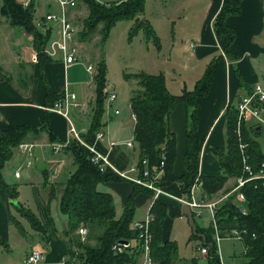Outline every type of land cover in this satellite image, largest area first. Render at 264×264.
<instances>
[{"label": "trees", "instance_id": "16d2710c", "mask_svg": "<svg viewBox=\"0 0 264 264\" xmlns=\"http://www.w3.org/2000/svg\"><path fill=\"white\" fill-rule=\"evenodd\" d=\"M88 7V14L82 20L83 28L79 32L80 41L83 42L95 31L97 25H103L102 32L104 38L111 27L121 20L134 21L130 28V34L142 30L145 39L152 41L155 48L160 49L159 37L150 23L140 20L139 17L144 11L145 0H120L109 3H98L94 0H82ZM242 0H222L220 10L215 15L212 23L213 31L224 40L223 54L229 60H237V56L231 51V44L235 39V32L227 24L229 16L240 14ZM34 1L27 7H22L17 0H1L0 13L12 26L22 28L32 37V48L37 54L36 65L42 73V80L45 84L44 106L54 103L62 94H55L45 80L43 74L44 65L53 62L42 51L44 46L51 39V31L38 28L34 23ZM215 57L202 73V76L191 90H184L180 95H175L167 91L165 76L162 73L150 75L139 73L135 75L138 79V89L129 99V106L134 117V127L132 131L135 149L138 152L136 164L142 170V161L147 162L151 174L160 173L157 185L167 191L174 184L178 188V197H189L190 187L197 178V168L193 164L199 157L202 150V140L196 136L198 123L197 114L200 109L198 100L209 92V86L213 82V71L217 64ZM106 65L102 60L98 61L96 73L92 76L94 84L95 98L93 101L89 124L86 133L81 134L85 140L90 142L95 139V134L105 128L103 115L105 113L103 89L107 84ZM184 104L187 110L186 128V152L183 163L186 166L185 174L181 176L173 175L174 159L176 156L175 135L170 132L169 115L176 104ZM236 107L229 105L225 112V132L226 150L221 151L216 148L212 150L216 161H218V172L215 176L200 174L203 184V191L207 194H215L221 190H227L226 184L229 180L240 173V161L237 148L234 128L236 124ZM5 129H0V191H2L11 201H17L14 205L15 211H19L28 224L42 238L45 236L44 226L37 214L25 207L18 201L17 185L6 183L2 176L4 163L13 155L12 149L28 139H37L43 132L46 133L50 144L62 143L63 140L56 136L50 129L48 118L45 117L38 126L31 124H13L9 119ZM257 136V135H256ZM244 140L250 146L253 164L257 165L264 161L263 142L257 137L252 138L248 131L244 132ZM63 151L71 157V165L74 166L65 182L57 185L48 181V172L42 173V186L49 187L47 193V205L58 196V210L67 216L66 228L62 232L63 239L67 244L65 264H131L135 255L124 252L119 255L114 254L111 245L121 241H131L135 238V231L131 229L136 202L141 196L146 200H151L154 192L143 188L135 183L122 179L113 174L110 170L100 173L99 170L89 162V151H86L76 140H72ZM164 165L161 167L160 162ZM104 185L113 187L116 191L121 188L126 189L123 201V211L116 218L115 199L107 191H99L98 186ZM127 186V187H126ZM58 187V189H57ZM244 192L247 197V216H240L232 198L224 201L216 213L219 220L220 229H230L235 226L245 228L249 232L257 235L255 239H248L249 250L243 253L244 264L264 263V189L253 188V184H246ZM164 195H160L151 206L150 231L153 236L151 243L152 258L154 264H174L179 260L177 243L169 238V218ZM179 206L181 204L178 202ZM181 209V208H180ZM175 215L182 216L181 210ZM173 215L172 217H174ZM171 218V217H170ZM167 219V220H166ZM195 218L193 217V220ZM9 221L18 228L21 235L25 236V230L11 213ZM194 222H196L194 220ZM80 226L87 228L86 241L82 242L76 234ZM196 232L205 236V242L210 244V252H207V263L221 264L216 253L214 244V234L212 227L198 228ZM195 236V234H194ZM197 236V235H196ZM94 239L95 243L90 242ZM0 246L8 247L6 240L0 237ZM196 264L194 260L189 262Z\"/></svg>", "mask_w": 264, "mask_h": 264}, {"label": "crops", "instance_id": "0c3cea01", "mask_svg": "<svg viewBox=\"0 0 264 264\" xmlns=\"http://www.w3.org/2000/svg\"><path fill=\"white\" fill-rule=\"evenodd\" d=\"M241 2L240 14L227 18V24L235 32L231 51L237 56V60H229L225 57L223 54L224 40L213 31L212 23L215 15L220 10L222 0H154V7L164 13L163 21L156 25V22L150 17L149 19L145 18L152 26L154 33L158 34L160 47L164 48L161 46L164 42L168 44L166 49L168 52L167 58H164L163 62L168 64L172 71L167 72V74L166 72L159 73L165 76L167 91H169L171 85L172 88L179 90L177 93L169 91L170 93L180 95L185 89L191 90L196 81L202 76L206 66L215 57L218 60L212 73L213 82L209 86V92L198 100L200 109L197 114L198 123L195 133L203 141L199 157L193 164L202 175L215 176L219 170L218 161H216L212 150L216 148L221 151L226 150L225 112L228 106H236L238 99L250 91L251 85L257 82L264 83V0H242ZM148 3L149 0H145L146 7H148ZM168 9L171 13L165 16ZM26 38L31 41V37L22 28L9 25L0 13V81L3 82L0 84V88L2 86V89H0V110L4 113L0 114V129H5L8 126V119L13 124L38 126L47 117L49 127L55 135L60 137L63 142L69 141L70 143L72 137L68 133L69 129L66 127L64 117L57 112L44 109L45 87L43 86L42 73L36 63L31 61L34 51L31 43H28ZM22 44L25 46V50L29 52L30 58L26 61L23 58L21 62L22 53L19 50H21L20 46ZM24 61L30 63L24 72L26 81L21 86L13 80V85L10 87L8 82L11 77H7V70H12L14 67L15 70H17V67L22 68ZM54 69L53 62L45 64L43 69L45 80H47L52 92L60 94L65 88H68L69 91L76 94V102L80 105V109L77 107L71 109L85 110L90 94L85 88L77 93L70 90L65 81L58 85L52 77ZM190 82L189 85H192V88L189 89L186 83ZM92 88L94 91V84ZM119 114L120 112L118 114L113 113V116ZM75 118L77 119L76 115ZM168 119L170 132L175 135L176 156L173 175L181 176L186 172V166L183 163V157L187 149L186 128L188 119L185 105L176 104ZM131 121H121L123 125L130 127L126 133H120L117 128L108 130V127H106L102 130L105 138L101 142L95 139L90 141L98 151L108 152L111 164L121 170L130 168L138 159L135 144L133 143V147L130 148L124 145L133 140L132 131L135 121L132 113ZM29 141L35 144L47 143L48 138L46 133L43 132L37 139L31 138ZM115 142L116 145L110 149V143ZM122 147L129 149L128 152L124 151ZM61 151L64 153V158L71 161V157L63 149ZM40 158L42 157L39 155ZM50 179V173L48 172V181L51 183L59 185L65 182L61 180L59 182L51 181ZM34 180L36 179L27 181L31 183L36 195L40 197L41 203L39 202L38 209L42 212L40 221L46 233L42 239H39V236L36 235L33 242H39L41 244L38 243L39 248L40 246L45 248L49 245L41 264H64L63 259L66 255L67 244L64 239L60 240L58 236L61 237L63 230L66 228V220L55 216L49 210V205H47L49 190L47 193H43L41 190L43 187L42 179L37 181L39 184L36 185L33 184ZM40 186L42 187L40 188ZM105 187L110 190V194L116 195L117 198L118 194L115 193L116 190L113 187H109V185ZM165 192L175 198L178 195V188L174 184ZM58 198L59 196L53 200L57 202V207ZM165 198L167 206H169L168 219L181 210V207L176 199L172 198L174 203L171 204V198L168 196H165ZM6 201L7 197L5 198L4 193L0 191V237L6 240L8 248L13 250L14 248L8 240V228L4 225ZM123 201L124 199L122 204ZM146 202L148 206L149 200L144 203ZM59 224L60 228L57 229ZM32 248L31 246L24 250L25 252L21 257L19 256L17 261L29 253Z\"/></svg>", "mask_w": 264, "mask_h": 264}, {"label": "rangeland", "instance_id": "374dc122", "mask_svg": "<svg viewBox=\"0 0 264 264\" xmlns=\"http://www.w3.org/2000/svg\"><path fill=\"white\" fill-rule=\"evenodd\" d=\"M17 1L18 3H21V0ZM33 1L35 4L34 21L39 22L40 19L43 20L44 15L47 13H58L60 11V9L54 3L49 2L48 0H31L30 3ZM110 1L117 0H102L103 3H109ZM153 2L154 0H149L148 7H146L144 3L145 8L139 19L147 21L146 19H149L150 17V19L155 21L156 25H158V23L160 24V22L163 21L162 18L164 13L158 11L154 7ZM170 13L171 11L168 9L165 16L169 15ZM87 14L88 7H86L84 3H79L76 8L69 10L68 16L75 29V34L77 36V49L79 52L76 54V61L72 63L66 70L64 69L62 62L58 60L59 57H55L56 59L53 61V66L55 69L52 77L58 85H61V83L65 81L67 82L70 90H73L77 93L79 90L85 88L90 94V98H88L89 100L85 105V110L80 111L74 108L71 109L69 114L70 121L74 123L77 130H81V128H86V126L89 124L93 101L95 98L92 88V76L96 73L98 61L102 60L106 65V86H109L117 94V98L114 100L111 106H105V113L103 115V121L106 124L105 128L108 127V130L117 128V131L120 133H126L130 127L128 128V125H123L121 121H131L129 99L135 93V90L138 89V79L135 77V75L142 72L150 75H156L159 72H166L167 74V72L172 71L171 67L163 62V59L167 58L168 52L166 49L168 48V44L166 42L162 43L161 46L164 48L160 47L161 49L158 50L155 48L152 41H147L145 39L142 30L134 32L131 36L130 28L134 23L132 20H121L116 22L111 27L105 38L102 32L103 25L99 23L95 31L90 34V37H87L83 42H81L79 39L80 36H78V34L83 28L82 20L87 16ZM57 24V21H53V23H47V27L51 28V39H54ZM26 41L31 43L32 39L29 41V39L26 38ZM25 44L27 45V43ZM20 49L21 50H19V52L22 53L21 62L23 58L25 61L29 59L30 54L27 52V50H25V46L23 44L20 46ZM29 65V62H25L22 63V68L17 67V70H15L14 67L12 70H7V77H11V80L8 82L10 87H12L14 81H17V83L21 86L24 84L23 82L26 81L24 78V72L26 67H29ZM87 65L93 66L91 73L86 70ZM2 83L3 82L0 81V84ZM189 84H191V82L188 84L186 83L190 89L192 88V85ZM43 86L45 87L44 81ZM0 89H2V86ZM169 91L177 93L179 90L172 88L171 85L169 86ZM79 106L80 105L76 107L80 109ZM115 109H117L120 114L113 116ZM0 114L4 113L0 110ZM75 115L77 119L75 118ZM63 119L66 123L67 129H69V123L65 118ZM259 137H257L258 141L263 142L264 145V133H262ZM29 140L30 139H28V141ZM122 149L126 152L129 150L126 147H122ZM12 153V157L8 159L2 167L3 179L10 185H17V190L19 192L18 201L23 203L25 207L34 211L39 219H41L42 217L40 214L42 212L38 209L39 202L41 203L40 197L36 195L31 183L27 180L36 179L34 180L33 184H39L37 181L42 179V172L46 168L50 173L51 181H65L69 173L73 171L74 166L71 165V161H69L67 158H64V153L61 150L58 152V154L54 153L51 150V144H49V142L36 144V148L34 150L35 156L32 158V165L28 168L25 167V162L27 159L19 152L18 146L12 149ZM39 155L42 158L39 159ZM18 168H21V177L19 178L15 177V172ZM54 168L57 170V174L52 176L51 174ZM231 184L232 182H228L226 185L229 186ZM41 187L42 186H40V188ZM97 188L101 192H110V190L104 185H99ZM41 190L43 193H47L48 187H42ZM125 191L126 189L123 188H121L119 191H115V193L118 194L117 198L116 195H114L116 218H118L123 211L122 200L124 194H126ZM165 196L171 198V204L174 203L172 200V198H174L173 196L169 195L168 193H165ZM195 198H199V193H195ZM143 199H146V197L141 196V199L136 202L133 221L144 219L146 216L147 202L143 203ZM6 202L7 206L4 211V225H6L8 228V240L14 249L11 250L8 247L0 246V263L17 261L19 256L21 257L25 252L24 250H27V248H30L31 246L33 247L32 249L35 248L41 250L43 254L47 252L49 245H47L45 248L42 246L39 248L38 245L40 243L36 241L33 242V239H36V235L39 236V239H42V237L33 229H31V226L28 224L27 220L22 217L19 211H15L11 200L7 199ZM49 210L53 212L55 216L62 217L66 220L67 216L58 210L56 201H51L49 204ZM9 213H11V215L20 222V225L25 230V236L21 235L18 228H16V226H14L9 221ZM194 220L196 221L195 225L198 228L205 229L210 227V219L205 209L202 215L199 217L196 216ZM168 221L169 238L177 243L179 260L176 263L190 264L189 262L194 260L196 264H209L207 263V254H202L200 248H206L207 252H210V244L207 242L204 243L201 238L196 235L194 236L186 217L183 215H175L174 217L169 218ZM58 228H60V224L57 225V229ZM58 238L63 240L62 234L61 237L58 236ZM90 242L92 244L95 243L94 239H91ZM217 248L218 249L215 250L221 264H244V247L241 242L235 239H222L219 242V246Z\"/></svg>", "mask_w": 264, "mask_h": 264}, {"label": "built area", "instance_id": "2783aa9c", "mask_svg": "<svg viewBox=\"0 0 264 264\" xmlns=\"http://www.w3.org/2000/svg\"><path fill=\"white\" fill-rule=\"evenodd\" d=\"M31 0H21L20 4L22 7H27ZM54 3L60 11L58 13H47L44 15L43 20L34 21L38 28L43 30L51 31L50 27H47L48 22L57 21V27L55 30L54 39L44 46L43 52L51 58L53 61L55 57H59V61L64 65V69H68L69 66L76 61V54L79 52L77 49V40L75 29L73 23L70 22L68 12L78 6L79 3H83L82 0H48ZM98 3H103L102 0H94ZM30 37V36H29ZM32 38V37H31ZM192 46V45H190ZM31 61L33 63L37 62V54L34 52L31 56ZM86 70L92 72L93 66L87 65ZM250 91L243 94L238 101L236 107V124L234 131L236 136L237 148L239 153L240 161V173L238 176L229 180L232 182L231 185H226L227 190H221L215 194H207L203 191V184L200 180V173L197 172V178L190 187L189 197H175L181 205H186L192 211V217L201 216L204 209L207 211L210 226L212 227L214 234V244L215 248L219 246V242L222 239H232L237 240L242 243L244 247V252L249 250L247 246L248 239H255L257 235L253 232H249L245 228H239L237 226L230 229H220L219 220L217 219V211L221 204L232 198L231 203L235 205L236 210L240 216H247L248 205L247 197L244 192L246 184H253V188L256 189L261 187L264 189V161L260 164L254 165L252 162V155L250 153V146L244 140V132L248 131L249 135L255 139L264 133V83L257 82L250 87ZM105 95L104 106H111L114 100L117 98L116 92L112 90L109 86H105L103 89ZM60 94L61 97L58 98L54 103L49 106H45L44 109L47 111L57 112L63 116L69 123L68 133L72 140H76L86 151H89V162L95 166L100 173L110 170L113 174L118 175L122 179L129 182L135 183L143 188H146L154 192L153 197L149 200L147 206V213L144 219L132 221L131 229L135 231V238L131 241L118 242L111 245L110 249L114 254H121L124 252H130L135 255L134 261L131 264H154L152 258L151 243L153 236H151L150 224L152 219L151 206L154 201L160 196L165 195V192L161 187L157 185L160 177V173L156 172L154 174L150 173L147 166V162L142 161L143 169L141 170L138 164L131 165L130 168L126 170H121L111 164L109 159V153L100 152L96 149L95 145L88 142L81 134L86 133V129L77 130L74 123L69 119V114L72 107H76L79 104L76 102V94L65 88ZM114 114H118L117 109L114 110ZM134 119V117H133ZM258 128L259 134L254 130ZM257 135V136H256ZM105 138L103 131L97 132L95 134L96 141H102ZM260 138V137H259ZM134 141L127 142L124 144L126 147H133ZM69 144V141L57 144H51V150L54 153H58L60 150L65 148ZM116 145L115 143H110V149ZM263 145V144H262ZM36 144L34 142H22L18 145L19 152L27 159L25 162V167L32 165V158L35 156L34 150ZM160 166L162 167L164 163L161 161ZM21 168H18L15 172V177H20ZM56 169L52 171V176L56 174ZM228 181V182H229ZM227 182V183H228ZM195 193H199V198H195ZM87 228L80 226L77 229V235L81 241H85L87 237ZM218 249V248H217ZM202 254H207L206 248H200ZM44 260V254L37 249H32L24 257L16 262H4L0 264H41ZM63 263L65 261L63 259Z\"/></svg>", "mask_w": 264, "mask_h": 264}, {"label": "water", "instance_id": "95a60500", "mask_svg": "<svg viewBox=\"0 0 264 264\" xmlns=\"http://www.w3.org/2000/svg\"><path fill=\"white\" fill-rule=\"evenodd\" d=\"M257 134H259V129L256 128L254 130ZM16 202L17 201H12V203L14 205H16ZM181 213L183 216L186 217V219L188 220V223H189V226L191 227V230H192V233L197 235L199 238H201L203 240V242L205 243V236L203 234H200V233H197L196 232V225H195V222L193 220V217H192V211L190 210V208L186 205H181ZM121 242H124L126 243V241H121Z\"/></svg>", "mask_w": 264, "mask_h": 264}]
</instances>
